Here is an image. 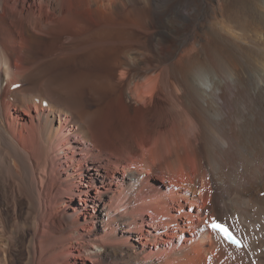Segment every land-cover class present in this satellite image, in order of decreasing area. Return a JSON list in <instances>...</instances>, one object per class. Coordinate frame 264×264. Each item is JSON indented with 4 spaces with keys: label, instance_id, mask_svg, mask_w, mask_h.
Masks as SVG:
<instances>
[{
    "label": "bare ground",
    "instance_id": "obj_1",
    "mask_svg": "<svg viewBox=\"0 0 264 264\" xmlns=\"http://www.w3.org/2000/svg\"><path fill=\"white\" fill-rule=\"evenodd\" d=\"M155 170L198 199H135ZM15 261L264 264V0H0V264Z\"/></svg>",
    "mask_w": 264,
    "mask_h": 264
},
{
    "label": "rangeland",
    "instance_id": "obj_2",
    "mask_svg": "<svg viewBox=\"0 0 264 264\" xmlns=\"http://www.w3.org/2000/svg\"><path fill=\"white\" fill-rule=\"evenodd\" d=\"M61 37H63V34H61ZM89 105H92V104H89ZM165 105H167V104H165ZM143 110H146V107H144ZM115 112H116L115 109L112 108V112L110 113L112 115V117L109 119L110 121L108 123L105 122V123L108 124V126L106 128L109 131H111V132H115L116 131V124H115L116 121H114V120H116V118H115ZM137 154L139 155V151L138 150H137V152H134V154H130L129 156H127L128 158H123V160H121L122 162L119 163L120 164V167L122 168V166H125L127 164H132V162L133 163L134 162H137V160H138V155ZM111 160H112V162H115V158H113ZM153 173L154 174L151 175V181L149 183L145 184L140 189V191L135 194V196H134L135 199L136 198L139 199V198H141L143 196L142 198H145L147 200L146 204H148V203H150V201L153 198H155L156 196H159V195L167 192L169 189L170 190H173V191H179V192L181 191V193L187 194L190 199H193V198H197L198 199V197H196V196H198V190H196V191L195 190H193V191L192 190L191 191H189V190L186 191V190H184V187L180 186L178 184V182H176V181H175L176 182V186L174 184L169 185V183H167V182H166V186H164V183L165 182H163V179L161 178V175L158 172V170H155ZM118 174H119L118 172L113 173L112 178L111 179H108L107 182H110L111 180L113 182L117 181V175ZM144 177H146V173H143L140 176V178H144ZM173 178H175L174 180H176L177 175L174 174V177ZM194 192H195V195H194ZM193 196H195V197H193ZM185 211H187V212L189 211V204L186 205ZM155 214L156 213L154 212V210L151 209V208H148L147 206H144L139 211V217H140V219L134 224V226L137 227V229H140V231H143V236H146V234H147L146 230L151 229L149 227L150 225H154V226L157 225L158 226L159 223L157 221H159L160 219H159V216H157V214L156 215ZM178 221H179L180 225L183 227V230L180 231L181 233L179 235V240L180 241H184L186 238H189L190 237V233H189V231H187V226H186L187 221H184L183 222V220L181 221V219L178 220ZM195 221H197V220H195ZM197 222H198V224L201 223V221H197ZM203 226H205V225H201V228ZM201 228L199 230V233L200 234H202ZM170 229H171L170 227H167V229H159L158 231H156V233L157 232H158L157 234H159L161 232L164 233L165 231H167V230L169 231ZM168 239H169V237L167 238V240ZM171 239L174 240L173 238H170L169 240H171ZM171 243L172 242L170 241L168 244H163V246L161 244H156L154 246V248L156 250H160V249L164 250V249L169 248L170 245H171ZM15 262L16 263H14V264H17L18 263V261H15Z\"/></svg>",
    "mask_w": 264,
    "mask_h": 264
},
{
    "label": "snow or ice",
    "instance_id": "obj_3",
    "mask_svg": "<svg viewBox=\"0 0 264 264\" xmlns=\"http://www.w3.org/2000/svg\"><path fill=\"white\" fill-rule=\"evenodd\" d=\"M211 227L214 230L220 231L223 234V236L226 239L230 240L232 243L237 244V245H240L241 241L238 240L233 235L232 231L228 228V226L226 224H222L218 220H215V218H214V222L211 224Z\"/></svg>",
    "mask_w": 264,
    "mask_h": 264
}]
</instances>
